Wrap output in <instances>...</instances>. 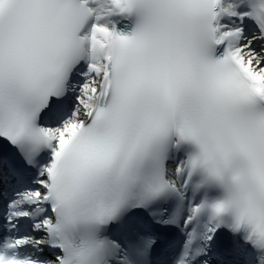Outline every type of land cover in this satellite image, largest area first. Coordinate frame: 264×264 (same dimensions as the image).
<instances>
[{
  "label": "snow or ice",
  "instance_id": "snow-or-ice-1",
  "mask_svg": "<svg viewBox=\"0 0 264 264\" xmlns=\"http://www.w3.org/2000/svg\"><path fill=\"white\" fill-rule=\"evenodd\" d=\"M0 264H264V0H0Z\"/></svg>",
  "mask_w": 264,
  "mask_h": 264
}]
</instances>
